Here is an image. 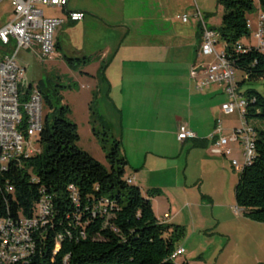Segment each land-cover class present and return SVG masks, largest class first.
I'll return each instance as SVG.
<instances>
[{
    "label": "trees",
    "instance_id": "1",
    "mask_svg": "<svg viewBox=\"0 0 264 264\" xmlns=\"http://www.w3.org/2000/svg\"><path fill=\"white\" fill-rule=\"evenodd\" d=\"M217 6L222 9L221 24L209 28L218 34L224 58L240 77L243 119L254 145L252 158L239 173L235 204L245 219L264 224V54L244 44L251 37L248 15L257 9L264 14V0H217ZM199 35L201 40V30ZM90 60L68 59L71 65L76 61L83 66ZM106 67V61L99 62L100 86L106 82ZM252 84H260L262 92ZM43 99L53 117L44 121L39 151L10 163L0 176L1 188L13 189L1 192V208L11 217H32L42 197L49 202L47 225L37 232L35 253L25 264H188L173 259L183 227L159 220L152 209L150 199L160 196V190L152 188L143 195L128 182L121 140L112 136L99 112L97 93L88 107L89 123L106 153L109 171L77 147L79 135L67 118L69 108L55 109L48 97Z\"/></svg>",
    "mask_w": 264,
    "mask_h": 264
},
{
    "label": "crops",
    "instance_id": "2",
    "mask_svg": "<svg viewBox=\"0 0 264 264\" xmlns=\"http://www.w3.org/2000/svg\"><path fill=\"white\" fill-rule=\"evenodd\" d=\"M6 1L9 21L12 8L9 0ZM94 1L98 2L99 6L80 5L81 3L79 4L77 1L73 3L72 0H69L66 8L61 9V11H55L53 15L49 16L45 14V7H41L45 17L65 18L67 12L70 11L80 12L84 15L79 22L67 20L61 26L57 35H55V46L57 45V48L55 47L56 58H61L65 49L60 38V33L65 28L84 29L87 25H91L97 29L99 27L103 28L105 30L104 34H106L108 29L118 28L125 30L127 28V37H124L117 47L114 41H109L107 37L101 38L102 40L98 42L100 44L98 47L99 57L96 63L99 67V61L107 62V67L103 72L106 82L101 86L99 83L96 84L97 100L104 89L106 98L111 101L114 107L120 110L119 124L121 133L119 138L122 141L125 155L128 156V150H131L132 153L135 152L137 155H142L141 159H137L135 163L127 159L130 168V171L127 172V178L140 189L143 195L152 188L160 190V196L150 199L152 209L159 220L167 222L172 219L174 221L176 217L173 218V216L171 218V214L174 213L176 216L181 214L174 205L181 197L187 199V186L185 183L184 186L179 184L178 167L172 164V157H169L167 152L173 146L178 147L180 153L186 150L188 155L191 152L199 151L200 159L198 164L199 171L203 173V195L197 196L196 200L199 199L201 201L202 199L203 207H207L206 203L213 206L216 200L220 199L222 189L227 182L232 181V170L237 172L245 163L243 162L242 146L238 142L230 144L231 153L228 156H222L214 151L213 141L209 139V136L214 130L215 123L217 120L221 121L222 129L218 135L223 137L230 136L240 127L241 130L243 128L250 129V127L241 119L236 110L228 114L222 110V106L230 100L221 87L209 86L202 92L193 90L195 89V79L191 76L193 68H200V65L212 62L211 57L199 55L201 44L199 39L201 30L199 20L194 18V24L190 31H186L187 33L181 32L171 37V39L167 38L165 40L163 34H158L154 37L141 33L139 34L140 39L128 44L126 40L131 35L130 28L137 25L143 29L146 24L151 25L153 28V24L158 23L159 17L162 21L164 15L163 10L159 6L162 7L163 0H150V5L148 6L135 5L131 0L128 3L127 0ZM174 13L176 21L181 20L182 23H188V21L183 22L184 16L180 18L178 11L172 14ZM197 13L202 16L200 10H197ZM207 15L209 14H205L204 17ZM211 20L212 17L210 16L204 22L208 27H219L209 25L208 23ZM24 52L40 58L37 45H33ZM6 54V49L0 45V62ZM67 54L79 57L85 56L83 52L80 53L72 49L68 50ZM56 58L52 60H56ZM40 60L44 61L41 58ZM18 62L26 69V62L22 58ZM167 66H171L170 73L173 74L176 82H179V86H183L184 92H188V98L185 102L177 101L178 104L176 102L171 106L172 110L167 113L169 115L167 116V121L170 122L171 116L175 118L172 124L169 123L165 128L164 113L161 109L164 98L162 84L165 72L170 74L167 71L168 69H166ZM198 73L202 76L200 69H198ZM29 84L33 85V82H29ZM239 92H243V89H240ZM148 104L153 108V115H148L147 113L144 120H142L143 117L139 116L132 118L131 115H126L124 112L126 107L137 110V108L141 109L142 106ZM236 117L242 121L241 125L235 123L234 118ZM181 128L195 132L197 139L180 142L177 136ZM152 134L170 136L169 140H162L161 143H158V150L160 149L162 153L160 152L157 155H153L151 151H148L149 135ZM125 141L130 145L129 149L126 144L124 145ZM196 143H200L201 146H197ZM233 160L241 163L238 164L237 170L231 165ZM228 163L230 166H228ZM205 181H214V185L210 184L214 188L209 189V187H206L207 189H204ZM175 191L178 193H175ZM162 204L164 205L163 210L161 208ZM156 205L157 207H155ZM158 206L159 210H157ZM242 223L246 227H254L252 225H256L264 231V224L251 222L245 218H243ZM250 233L247 231L246 236H250ZM178 247L184 250L182 245H178ZM186 261L188 264H194L188 260ZM199 264H202V262H199Z\"/></svg>",
    "mask_w": 264,
    "mask_h": 264
},
{
    "label": "rangeland",
    "instance_id": "3",
    "mask_svg": "<svg viewBox=\"0 0 264 264\" xmlns=\"http://www.w3.org/2000/svg\"><path fill=\"white\" fill-rule=\"evenodd\" d=\"M76 1L79 4L81 3L80 5L99 6L98 2L94 0H72L73 3ZM131 1L135 5H150V0ZM128 2L129 0H127ZM159 7L163 10L164 17H162V21L159 17L158 23L153 24V28L149 24H146L143 29L137 25L130 28L131 35L128 34L129 36L126 40L128 44L140 39L139 34L141 33L154 37L155 35L163 34L165 40L167 38L171 39V37L181 32L187 33L186 31H190L194 24V13H197V10L201 11L203 17L205 14L211 15L212 20L208 23L209 25L216 27L221 24L222 9L217 6V0H163L162 7ZM44 11L49 16L53 15L55 11H61V9L45 7ZM175 11L179 12L180 18L186 16L188 23H182L181 20L176 21L175 13L172 14ZM259 13L261 12L257 9L254 14L248 15V22L252 31L256 28ZM8 16L7 1L0 0V27L8 21ZM60 29L61 27L55 31V35ZM104 33L105 30L103 28L99 27L97 29L91 25H87L84 29L68 27L60 33V38L65 48L61 58L57 59L54 54L53 59L56 58V60L41 61L37 56L28 55L21 51L18 60L22 58L26 62L27 81L33 82L35 87H40L43 97H48L55 109H59L61 106L69 108L70 112L67 114V118L77 126L79 135L77 147L89 154L109 171L110 166L106 160V153L102 150L99 141L92 133L88 107L93 102V96L96 94V84L99 79L98 65L96 64L99 57L98 47L100 44L98 42L102 40L101 38L107 37L109 41H114L117 47L119 42L124 37H127L126 33H128V30L127 28L125 30L114 28L108 29L106 34ZM217 39L219 40V36ZM244 44L254 46L255 42L250 37L244 40ZM217 45H219V48H223L219 41ZM70 49L73 51L77 50L80 53L83 52L84 57H91V60L86 66L76 61L71 65L68 59L76 60L82 57L67 54ZM170 68L171 66L166 67L169 73L171 72ZM236 76L237 79H240L238 75ZM162 85L164 98L161 110L164 113V127L166 128L169 123L172 124L175 118L171 116L170 122L167 121V116H169L167 113L172 110L171 106L177 101H187L188 92H184L183 86H179V82H176L172 73L168 74L165 72ZM252 86L257 87L262 92L260 84H252ZM105 89L107 91L106 87ZM193 90L195 91V89ZM59 97L62 98L61 102H58ZM95 104L109 123L112 136L120 139V110L114 107L111 101L106 98L104 89L99 94ZM124 112L126 115H131L132 118L139 116L143 117L142 120H144L147 113L148 115H153V108L149 104L142 106L141 109L137 108V110L126 107ZM43 117L44 121L47 117L51 121L53 117L52 111L45 104V100L43 102ZM234 119L237 125H241L242 121L239 118L236 117ZM96 128L101 131L97 125ZM169 138L170 136L166 134L149 135L148 151H151L153 155H157L161 152L160 149L158 150V143H161L162 140H169ZM110 140L106 146L107 149L111 146ZM125 144L129 149L130 145H128V142L125 141ZM36 146L40 147L38 143ZM198 152H191L188 155L185 150L180 153L179 148L176 146H173L167 152L169 157H172V164L178 167L179 184L184 186L185 183L187 186V199L181 197L174 205L181 214L176 216L172 213L171 218L173 216V218H176L174 221L172 219L167 221L169 224L183 227L184 230V235L177 241V244L183 246L185 254L179 256L176 262L180 263L188 260L194 264H199V262H202V264H264V231L256 225H252L254 227H246L242 223L244 218L242 212L236 207L234 201V187L238 181L241 169H236L237 172L232 170V181L227 182L222 189L220 199L216 200L213 206L206 203L207 207H203V200H196L197 196L203 195V173L199 171L198 161L200 155ZM127 153L128 156L124 153L121 141V155L126 161L130 159L135 163L142 156L141 154L137 155L135 152L132 153L131 150H128ZM228 166H230L229 163ZM129 171L130 168L127 161L125 176H127ZM211 183L215 184L214 181H205L204 189H207L206 187L213 189L214 184L210 186ZM175 193L178 192L175 191ZM161 208L162 210L164 209L163 204ZM157 210H159V206ZM247 231L251 232L250 236H246Z\"/></svg>",
    "mask_w": 264,
    "mask_h": 264
},
{
    "label": "built area",
    "instance_id": "4",
    "mask_svg": "<svg viewBox=\"0 0 264 264\" xmlns=\"http://www.w3.org/2000/svg\"><path fill=\"white\" fill-rule=\"evenodd\" d=\"M12 14L7 23L0 27V45L7 54L0 62V176L10 163H17L21 156H32L39 151V135L43 129V96L40 90L29 84L26 69L18 62V54L37 45L42 60H52L56 52L55 31L67 20L79 22L84 15L80 12H67L65 18L45 17L41 7L63 9L69 0H9ZM195 19L201 25V44L199 55L211 57L212 62L195 67L192 78L195 90L204 91L209 86L221 87L229 97V102L222 106L228 114L236 110L240 116L243 97L237 86L235 69L224 58L223 48L216 44V32L196 13ZM183 22L187 21L186 16ZM251 31L255 47L264 54V14L259 13L256 28ZM252 46V45H248ZM201 70V75L198 73ZM221 121L217 120L209 139L213 141L214 151L222 156L231 153L230 144L238 142L242 146L243 162L249 161L250 139L241 132V127L228 137L219 136ZM177 139L180 142L196 140L197 135L189 129L181 128ZM242 162V163H243ZM237 161L231 165L237 169ZM131 182L130 180L128 181ZM12 192V187L0 185V264H25L35 253L36 234L47 225L50 212L49 202L42 197L32 217L13 218L8 210L1 208V192ZM167 217V216H166ZM184 250L177 248L173 259L182 256Z\"/></svg>",
    "mask_w": 264,
    "mask_h": 264
},
{
    "label": "bare ground",
    "instance_id": "5",
    "mask_svg": "<svg viewBox=\"0 0 264 264\" xmlns=\"http://www.w3.org/2000/svg\"><path fill=\"white\" fill-rule=\"evenodd\" d=\"M218 34H216V43L219 41L218 39ZM244 106H245V101H244V98H243V102H242V112H244ZM240 116H241V119L244 121L243 119V113H240ZM245 122V121H244ZM241 132H244V134H246V137H248L251 141L250 143V155H249V161L250 159L252 158L253 154H254V145H253V139H252V130L251 128L250 129H242ZM249 161H246L243 166L241 167V170L243 169V167L249 162Z\"/></svg>",
    "mask_w": 264,
    "mask_h": 264
}]
</instances>
